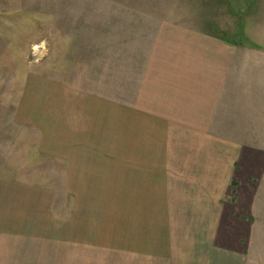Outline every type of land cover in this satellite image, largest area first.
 <instances>
[{"label":"crops","instance_id":"crops-1","mask_svg":"<svg viewBox=\"0 0 264 264\" xmlns=\"http://www.w3.org/2000/svg\"><path fill=\"white\" fill-rule=\"evenodd\" d=\"M202 19L159 28L135 111L121 114L117 138L87 140L117 147L87 160L118 168L119 218L130 221L118 249L80 250L95 242L63 235L71 193L16 174L0 177V264H241L264 250L263 35L220 34Z\"/></svg>","mask_w":264,"mask_h":264},{"label":"rangeland","instance_id":"rangeland-1","mask_svg":"<svg viewBox=\"0 0 264 264\" xmlns=\"http://www.w3.org/2000/svg\"><path fill=\"white\" fill-rule=\"evenodd\" d=\"M236 1L245 0H0V177L31 175L23 182L71 193L60 213L64 237L76 228L95 242L80 250H117L120 226L130 225L119 218L118 168L87 160L117 147L87 140L117 138L121 114L135 111L161 26L198 17L220 34L259 28L264 42V0ZM135 121L122 123L133 130ZM241 264H264V250Z\"/></svg>","mask_w":264,"mask_h":264}]
</instances>
